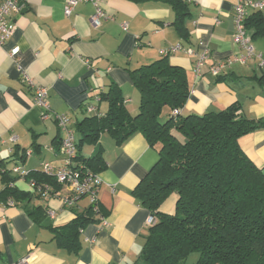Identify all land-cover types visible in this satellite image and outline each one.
<instances>
[{"label":"crops","instance_id":"0c3cea01","mask_svg":"<svg viewBox=\"0 0 264 264\" xmlns=\"http://www.w3.org/2000/svg\"><path fill=\"white\" fill-rule=\"evenodd\" d=\"M98 1L113 20L93 29L90 18L95 7L91 3H79L71 16L65 17L66 0H20V11L13 15L16 29L0 46V194L5 173L14 179V189L28 194L24 201L0 196V264H132L143 247L150 214L131 193L158 159L157 150L149 147L141 134L120 146L106 133L96 145L84 144L80 155L85 159L99 149L103 152L105 168L97 172L102 181L98 203L103 214L95 218L97 223L80 231L77 254L59 248L48 227L63 226L85 213L89 201L82 198L72 210L65 209L60 198L66 189L45 182L38 185L12 172L19 166L27 173L42 175L43 164L56 168L63 161L59 152L63 133L53 120H42L41 110L32 101L33 89L22 82V74L35 86L46 88L51 112L70 118L78 143L75 125L93 115L83 108L92 103L104 114L107 104L95 98L111 84L121 90L130 115H136L139 94L129 71L161 59L159 50L178 43L194 46L200 41L210 50L208 65L241 54L232 41L236 0H188L190 18L185 26L189 45L171 25V8L160 1ZM255 11L248 9L247 13ZM122 23H126V31L121 29ZM251 42L264 61V35ZM15 48L17 54L9 57ZM168 61L183 68L188 80L189 96L180 116L217 112L238 102L246 118L264 119V69L257 58L224 71L220 80L208 73V65L202 68V77L195 78L192 59L181 53ZM167 117L168 111L160 121ZM238 144L264 174V129L241 136ZM42 186L50 187L55 197L43 198L38 193ZM174 202V197H168L159 211L170 212ZM37 207L42 215L36 213L34 219L28 211ZM103 220L106 224L102 226Z\"/></svg>","mask_w":264,"mask_h":264},{"label":"trees","instance_id":"16d2710c","mask_svg":"<svg viewBox=\"0 0 264 264\" xmlns=\"http://www.w3.org/2000/svg\"><path fill=\"white\" fill-rule=\"evenodd\" d=\"M155 1L171 8V25L189 45L185 22L190 18V2ZM244 28L252 31L251 39L263 36L262 12L247 15ZM160 58L129 71L139 94L136 115L126 110L115 84L95 98L105 102L107 109L101 114L91 103L96 113L75 125L79 140L74 162L92 174L104 169L102 149L88 159L80 155L84 144L96 145L103 133L116 146L141 134L148 146L157 150V162L131 193L153 218L140 255L132 264H264V174L238 144L241 136L264 129V119L246 118L238 102L217 112L172 116L188 99V80L183 68ZM166 111L168 117L161 122ZM26 178L38 185L45 182L58 187L52 177L40 173H27ZM2 180L1 197L28 199V194L10 187L13 178L5 173ZM171 195L175 198L173 208L160 212L159 207ZM96 206L89 205L85 213L63 226L48 227L59 248L73 254L80 251V231L97 223L95 218L103 214L99 203ZM36 213L42 215V210L28 211L34 219Z\"/></svg>","mask_w":264,"mask_h":264},{"label":"built area","instance_id":"2783aa9c","mask_svg":"<svg viewBox=\"0 0 264 264\" xmlns=\"http://www.w3.org/2000/svg\"><path fill=\"white\" fill-rule=\"evenodd\" d=\"M79 3H91L95 7V13L90 18V25L93 29L99 28L103 22L113 20L112 15L104 12L100 8L98 0H66L63 7L65 17L71 16L74 8ZM248 9L264 12V0H236L233 5L235 30L232 34V41L241 50L240 55L208 65L211 57L210 50L205 43L199 41L194 46H185L181 43L175 44L169 48L159 50V56L169 58L181 53L191 58L195 78L202 77V68L205 65H208V73L216 78L231 67L244 65L254 58H257L259 66L264 69V61L260 55L255 53L250 34L244 28V20L248 15ZM19 11L20 0H0V46L4 45L13 35L16 29L13 15L18 14ZM120 26L123 31L127 30L126 23H122ZM17 52L16 48L12 49L9 52V57H14ZM22 82L33 89L32 101L41 110L42 120H53L58 130L63 133L59 147L60 155L63 157L62 165L53 168L48 164H43V174L52 177L58 186L66 189V195L60 198L61 204L65 209H71L82 198H86L89 201V205L96 209L102 181L97 174H92L84 170L82 165L78 166L74 162L77 154V146L74 132L71 128L70 118L66 114H55L51 112L48 105L46 88L35 86L25 74H22ZM86 112L94 114L96 113V108L91 104H87ZM171 114L174 117L179 116L180 109H174ZM12 172L19 178H25L27 176V172L23 171L19 166L14 167ZM10 187H13V183L10 184ZM38 193L47 200L55 197L53 190L48 186L39 187ZM152 223L153 218L149 217L146 221V226L148 227ZM105 224L103 220L102 226Z\"/></svg>","mask_w":264,"mask_h":264},{"label":"rangeland","instance_id":"374dc122","mask_svg":"<svg viewBox=\"0 0 264 264\" xmlns=\"http://www.w3.org/2000/svg\"><path fill=\"white\" fill-rule=\"evenodd\" d=\"M182 140V139H181ZM172 197H173V195H171ZM171 196H169V197H171Z\"/></svg>","mask_w":264,"mask_h":264}]
</instances>
